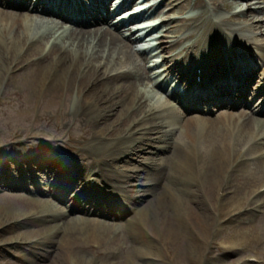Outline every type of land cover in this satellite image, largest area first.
<instances>
[{
	"label": "bare ground",
	"instance_id": "1",
	"mask_svg": "<svg viewBox=\"0 0 264 264\" xmlns=\"http://www.w3.org/2000/svg\"><path fill=\"white\" fill-rule=\"evenodd\" d=\"M3 1L6 4L4 5L5 7L16 5L27 9L28 7L26 6L32 0ZM132 1L126 0L122 6L124 7ZM210 2L214 5L212 10L217 11V3L214 0H210ZM47 3V0H37V5L43 7L44 12L50 17L49 21L53 22L55 26L53 29L61 28L65 22L63 19L69 18L76 22V27L69 30L67 34L68 44L60 46L55 44L51 47L50 52L39 56L37 61L29 60L27 63L30 68L27 74H31L30 79H32V82L38 76L42 78L39 88L41 109L46 111L48 108H56L63 95L67 96V102L73 101L72 96L76 91V96H81V101L75 102L71 113L67 111L68 107L66 104L62 113L53 116L55 124L65 125L71 121L72 117L75 121L85 123L88 129L82 134L79 142L84 143L96 139L99 145L97 148L98 152L115 153L113 160L118 159V154H127L130 149L140 152L146 151V148L142 146L145 142L153 145L154 143L152 142L157 141L158 144L149 150L150 155L146 158L148 159L146 165L132 174L119 171L107 172L101 166L97 168L98 171L96 170L99 173L98 175L103 177L105 183L117 191L116 195L128 196L136 205L141 204L139 208L133 205L132 208H135L134 213L131 212L130 214L128 212V208L120 203L122 202L120 198L116 201L110 198L104 199L106 197L103 192L91 188L90 185L84 186L77 197L76 194L72 197L70 196L74 191L73 188L69 194L70 201L74 200L70 210L81 207L83 214L85 213L87 216L81 217L83 219L70 218L68 220L65 218L66 216L64 217L57 210L50 208L52 201L49 203L47 199L44 204L49 206V208L41 210L43 213L40 219L49 222L62 217L63 220L62 224L49 225L50 236L43 242H46L47 245H52L54 251L55 246L62 247L67 264L68 262L70 264H83L85 256L81 257L80 254L77 256L71 253L73 250L72 246L77 245V243H70L72 238L83 237V235H87V238L95 237L101 232L111 235L109 238L121 236L122 231H118L109 221L88 216L91 213L100 216L102 210L107 209L116 212L118 216L125 213L126 226L133 240V252L136 256L144 258V260L150 255L156 256V247L153 246L155 240H162L164 243H168L173 238H182L180 236H184L186 239V248L189 255L186 254L185 256L194 260L196 255H193V253L198 254V245L195 240L198 239L200 242L205 240V237L199 234L196 224L203 227V231L206 233L208 229L206 231L205 224L216 217L218 225L219 221L243 219L242 215L250 213V219L256 215L258 218H253L254 223L264 229V200H262L264 192L256 195L259 189L264 187V153L259 152L257 155L251 156L256 148V143L264 142V124H258L257 119L253 116L246 117L248 112L247 105L244 107L238 106L236 108L238 112L235 115L227 114V112H232L229 108L221 111L216 109L219 113L217 115L214 113L212 117L209 115L205 117V114L193 116L194 114L188 113L191 110H198L200 113H205V109L213 110L211 106L213 104L217 106L218 104L226 103V100L230 102L229 96H232V99L235 98L234 105L237 102H246V98L243 95L246 90V82L249 80V66L246 64V68L242 67L241 71L237 73L233 67L231 68L232 58L235 57L233 54H231V59L227 61H224L223 58H218L216 55L220 53L219 48H222L224 43H226L227 48L234 50L250 48L254 44L258 51V59L254 66L250 65V77L253 78L256 71H259L257 75L260 86L257 87L256 96L258 97L260 92L262 94L264 91V38H261L263 31L258 29L264 26V20L257 18L253 19V21L242 23L240 27H233L224 18L205 16L207 23H200L201 26L198 31L201 34L199 36L201 41H197L196 46L201 49L202 53L213 47H216V50L208 59L211 66L206 68L205 66L204 68L199 67L200 62L195 61V76L197 77L201 74V79L196 81L194 85L197 86L200 92L194 93L192 97L188 98V101L192 99V105L179 104L186 112L181 117L178 114L174 115V109L172 110V107L168 106L166 101L149 104L147 106L148 109H143L145 107L144 96L137 90V84L140 72L147 73V70L142 68V66L140 68V65L135 62L136 51L139 52L135 47L143 43L144 39L141 35L144 33H136L131 28L132 26L140 25L146 20L130 21L127 18L121 23L123 27L118 28V30H112L103 28L101 24L108 21L107 16L110 13L112 1L92 0L84 8L77 6L78 10L74 12L63 8L62 1L49 0L50 5ZM52 3L56 6L52 5ZM193 5L201 9L199 15L190 17L196 25L202 19L203 9L208 6V3L206 0H194ZM225 5L232 7L237 5V3L228 1L225 2ZM104 8L107 10L105 14L102 12ZM79 9L85 11H80ZM120 10L126 12L129 9ZM143 13L145 14L146 11L144 10ZM135 18L136 16L133 19ZM24 20V13L16 15V13L2 11V14H0V22L6 21V26L0 24V34L6 36L2 39L0 35V43L2 44L4 41L8 44L10 46L8 48L9 53L10 51L15 52L13 53L15 56L22 51L23 45L27 41L33 46L35 43L41 44V40L48 37L47 34H43L39 39H35V37L27 39L28 35L25 30L19 37H16L15 34L9 37L8 35L12 34L11 27L13 25L16 24L22 27L24 25L27 28L28 23L23 22ZM171 20H173V16L169 15L161 23H167ZM90 22L97 23L94 26H90ZM8 23H11L10 28ZM7 27L9 28L8 31ZM123 28H128V30L132 31L131 36L124 37L122 34ZM241 30L250 31L251 35L248 37L238 35L237 32ZM177 31V29H174L173 33ZM166 36L170 37L166 41V46L162 48V50L167 52L162 61L169 63L164 69L166 76L167 74H174L180 80H183L187 75L188 80L187 78L185 80L191 83L192 81L189 79L188 74L184 71L186 60L183 50L179 52L182 54L183 61H176V58L171 55V52L180 42L178 36ZM25 38V43L20 46L22 43L20 40ZM235 38L238 39L237 45L232 44ZM91 41L94 43L92 48L89 49ZM147 50L151 51L152 49L146 47L142 54L146 53ZM184 50H186L187 54L189 50H191V53H196L190 47H184ZM52 53H59V55L54 57ZM215 64H223L227 68L225 77L217 76ZM197 67L201 69L202 73H198ZM229 68L230 70H228ZM117 69L119 71H115L112 74L109 73ZM3 70L8 73L10 68L9 65L2 61L0 56V72ZM221 72H224V68ZM227 77L232 79V85L226 84ZM205 91H208L212 96H204ZM176 92L178 93V91ZM23 94L25 95L26 92ZM216 96H220L221 101L219 103L214 102V97ZM32 98L33 93L29 91L22 103L31 105ZM195 98L197 101L200 99L199 104V101L194 102ZM210 103L211 105H209ZM263 103L264 99L259 100L257 106ZM227 105L228 102L223 108L228 107ZM137 109H140L141 112L138 113ZM260 109L264 112V106H261ZM127 110H131V117L126 115ZM41 116L49 118L45 113L41 114ZM242 117L244 119L240 120ZM119 120H121V123H119ZM119 124L130 125L125 132L127 135L118 136L125 128V126H118ZM109 126L113 128L107 131ZM257 129L260 130L258 134L256 133ZM112 136L117 138L109 140ZM137 140H140L142 145H132ZM250 142L253 143L251 147ZM246 145L248 150L244 151L243 149ZM11 155L12 152L8 154V156ZM238 160L242 164L239 167ZM16 161L21 163L22 160ZM34 163L39 166V170L40 167L44 170V172L40 173L41 176L38 174L41 177V182L45 183V188H47L45 194L40 195L43 198L61 191L59 194L60 198L67 200L68 195H66V192L69 188L66 187L69 184L72 185L71 178L81 176L84 172L82 167L89 170L83 165L79 167L78 165L69 164L65 162L64 158L59 155L54 156L51 152L40 155ZM254 165L258 171L250 170ZM167 167L169 171L165 173L164 171H166ZM231 167L232 171L230 172ZM236 170H246L247 175L239 178V182L234 185L232 184L233 172ZM256 173H258V176H253ZM148 174H151L146 181L149 187L141 189L142 195L140 198L131 194L134 189L125 188L123 185L124 183L131 184L132 179L135 182L140 181L144 175ZM38 175L34 174V178L38 179ZM50 176H55V184L49 183L51 180ZM0 184L12 186L17 184V181H14L10 176L2 174L0 176ZM251 186L253 188L249 189ZM36 191H39V189ZM241 191L246 192L241 195ZM49 192L50 194H48ZM181 195L183 196L181 197ZM199 200H202L208 213L200 206ZM177 207L181 208L182 215L187 221L188 219L191 222L195 221L194 225L188 224L191 230L180 216L179 209L177 213ZM261 209L263 215L255 213ZM221 226L219 223L220 229L222 228ZM212 228L213 225H210L209 234L205 240L206 246H208ZM233 231H237L235 226ZM65 233L68 237L64 236ZM60 234L61 238H58L57 236ZM256 236L258 235H253L251 238ZM251 238L250 241L253 240ZM257 239L260 240V237H257ZM229 243L232 244H228L229 247L241 246V243L236 242L234 239L230 240ZM210 244V247L214 248L215 243L211 241ZM223 244L227 246L226 243ZM204 250L201 253V259ZM52 255L50 253L47 254L50 261L52 260ZM72 255L74 257L69 261L67 256L71 257ZM157 255L160 256L158 251ZM259 258L260 263L263 264L264 259L261 254H259ZM132 262L129 261L128 264H136L133 260ZM151 263L161 264L160 262ZM52 264L57 263L52 262ZM87 264H89L88 261ZM178 264H180L179 261Z\"/></svg>",
	"mask_w": 264,
	"mask_h": 264
},
{
	"label": "rangeland",
	"instance_id": "2",
	"mask_svg": "<svg viewBox=\"0 0 264 264\" xmlns=\"http://www.w3.org/2000/svg\"><path fill=\"white\" fill-rule=\"evenodd\" d=\"M228 1L236 2L237 5L226 7L225 2ZM118 2L120 4L122 0H118ZM193 2L194 0H139L138 4L145 7L147 10L146 15L150 16V24H152V26L155 25L153 26L154 28H151L152 26L148 25L141 28V32H145L152 37V43L148 44L152 47L151 52H153L152 55H154V58L146 62V65L140 64V66L150 70V74L153 75L156 84L163 80L165 76L163 68L168 66V62L163 61L161 63L163 54H167L162 48L166 46V41L170 38L166 35L178 36L180 42L176 45L172 54L178 55L177 60H180L181 54L178 52L180 51L179 49L184 50V47L190 45L192 49L196 52L198 51L194 48L193 41L201 38L199 37L200 34L198 30L201 26V22L202 24L207 23L205 16L213 17L221 15L226 19H230L228 23L233 27H240L242 26V23L253 21V19L257 18L264 20V8L262 9V7H264V0H214L218 5L217 11L212 10L214 5L207 0L206 2L208 3V6L203 9L204 14L202 19L195 25L190 17L199 15L201 9L194 7ZM2 11L16 13V15L24 13L25 20L23 22L28 23L27 28H25L24 25L23 27L17 26L16 24L13 25V27H11L12 34H9V37H12L13 34H15L16 37H19L23 30H25L28 35L27 39L33 37L39 39L43 34H47L48 37L42 39L41 44L35 43L33 46L29 41L23 45L26 38L20 40V42H22L20 46L23 45V49L16 56L13 54L15 53L13 51H10L9 53L8 48L10 46H8V44L4 41L2 44L0 43L1 59L4 63L9 65L10 68L8 73L4 70L0 72V176L4 174L5 176H10L14 181H17V184L12 186L0 184V264H52V262L57 264H67L65 260V252L62 247L55 246L54 251L52 245H47L46 242H43L50 236V226L58 223L62 224L63 218L59 217V219L49 222L43 221L40 219V216L43 213L41 210L49 208V206L44 204L48 199L49 203L52 201L50 208L60 212L64 217L66 216L65 218L68 220L70 218L83 219L81 217L87 215L85 213L83 214L81 207L70 210L71 205L74 204V201H70V198L67 200H61L58 194H51L52 196H44V198L40 196L45 194L46 189L43 187H45L46 184L41 182V177L38 175L44 172V170L41 167L40 170L38 169L39 166L34 163L35 160H37L40 155L51 152L54 156H61L65 159V162H68L69 164L78 165L79 167H82L83 165L84 167H87L89 170L82 167V169H84L83 174L77 176V178H71L72 185L66 187L69 188L68 192L75 188L72 195L79 194L82 191V188L88 185L87 182L90 178H94L93 183L89 182L91 188L99 186L105 189V193H109L115 189H112L113 187L106 184L103 177L98 175L97 168L101 166L105 168L107 172L113 173L119 171L132 174L137 169L143 168V166L146 165L148 160L146 158L150 155L149 150L157 145L158 142L153 141V145L145 142L142 145L140 140L134 141L132 145H142L146 148V151L140 152L130 149V152L127 154H118V159L113 160L115 153L110 154L108 152H98L97 148L99 145L96 139L84 143L79 142L82 134L88 129V126L85 123L75 121L72 117L71 121L65 125L55 124L53 116L62 113L65 110L66 104L68 107L67 111L71 113L75 102L81 101V96L77 97L75 91L72 96L73 101L67 102V96L63 95L56 108H48L46 111H43L40 106L41 96L39 91L42 78L38 76V78L32 82V79H30L31 74H27V72L30 71L27 63L29 60L37 61L39 56L50 52L51 47L55 44H59V46L68 44L67 34L70 29L74 28V24H67L64 29L57 30L52 28L53 25L51 26L49 21H47V18L44 17V14H42L39 9L14 8L12 6L5 7L0 3V14H2ZM169 15L173 16V20L167 23H161V21L166 19ZM0 24L6 26V21L0 22ZM8 24V27L10 28L11 23ZM104 26L107 27L106 25ZM8 27L7 31L9 29ZM109 28L112 27L110 26ZM167 28L169 29L167 30ZM174 29H177L178 31L173 33ZM258 30L263 31L261 38H264V26ZM237 33L242 37H248L251 35L250 31L246 32L245 30H241ZM1 37L3 39L6 36L3 34ZM236 40L237 39H234L233 42L237 43ZM92 46L93 41H91L89 49H91ZM222 46L223 49L229 51L233 50L227 48L226 43ZM251 48L252 49H249V53L251 52L253 57L250 56L249 62L255 65L258 59V51L254 44ZM223 52L221 51V58L224 56ZM58 55L59 53H52V56L54 57ZM140 57L142 58V55ZM115 71H119V69L112 70L109 73L112 74ZM257 72L259 71H256L252 80L247 83L248 94L250 95L260 86ZM138 78L137 90L144 96L143 99L145 101V107L143 109H148L147 106L153 104L157 99V92L162 93V91L159 90L157 86L152 85V83H148V78H146L145 72H140ZM170 80L171 78H169L168 81ZM166 84L167 83H165L164 86ZM29 91H32L33 93L32 103L31 105L23 104L22 101L25 100ZM24 92H26L25 95L23 94ZM252 103L253 100L250 101L249 105ZM253 108L254 107H251L250 109V115L253 114V117H255L256 114H254L252 110L255 112L258 108ZM175 109L176 112L174 111V115L178 114L182 117V115L185 114V112L180 110V107L176 106ZM137 111L138 113L141 112L140 109H137ZM196 112L198 111L191 113ZM217 112H215L214 109V113ZM43 113L49 118L41 116ZM126 115L131 117V110H127ZM256 116L258 117V120L263 119L264 121V114ZM119 123H121V120H119ZM118 126H125L118 136L127 135L125 132L130 125L119 124ZM112 128V126H109L107 131H110ZM116 138L117 137L112 136L109 140ZM263 151L264 143L258 144L253 150L251 156L257 155L259 152ZM10 152H12V155L8 156ZM16 160L22 161L19 163ZM240 165H242L241 162L238 167ZM168 167L166 168V171H164L165 173L169 171ZM250 170L258 171L257 168H255V165L252 166ZM34 174L38 175V179L34 178ZM150 175L151 174L144 175L139 182H135L134 179H132L134 186L132 183H124L123 185L125 188L134 189L131 194L140 198L142 195V188L135 185L140 184L141 186L144 185V187H146V181ZM243 175H247L246 170L234 171L232 184H237L239 178H242ZM253 176H258V173ZM50 179V184L56 182L55 176H50ZM252 188L253 186L249 189ZM37 189H39V191H36ZM244 192L246 191H241V195H243ZM48 194H50V192ZM37 196L40 197L36 198ZM182 196L183 195H181V197ZM116 197L117 196H115V198ZM262 200H264V194L262 195ZM199 201L200 206L206 213H208L202 200ZM120 203L128 208L130 214L131 212H135V208L132 207L136 204L134 201H131L128 196H123L122 202ZM139 205L141 204L139 203L136 206L139 208ZM178 209L180 216L188 227V224H195L194 220V222H191L190 219L187 221L183 217L181 208L177 207V213ZM101 213L102 215L100 216L94 215V213H91L88 216L109 221V223L118 231H122L121 236L109 238L111 235L101 232L95 235V237L87 238V235H83V237L79 236L77 238H72L70 243H77V245L72 246L73 250L71 253L77 256L80 254L81 257L85 256L83 264H87V261L89 264H103V262L104 264H128L129 261L133 263L132 260L136 264H152L151 262L178 264V261L180 264H200V262L201 264H262L257 261L245 260L250 255L259 256V254H261L264 259V229L261 228L260 225L254 223L253 218L257 217L256 215L252 216L250 219V213L242 215L243 219L238 218L231 221H223L222 228L218 232H215L216 227L213 226L209 235V241L215 240L214 248H211L209 245L206 246L205 240L208 237L210 225H213L215 218L210 219L209 223L205 224L206 231L208 229L206 233H204L203 227L196 224L198 227L197 229H199V234L203 235L205 240L203 242H200L198 239L195 240L199 249L197 248L198 254L193 253V255H196L194 260L185 256L188 254V250L186 248V239L184 236H180L182 237L180 239L178 237L173 238L168 243H164L162 240H155L153 243V246L156 247L155 257L150 255L144 260L141 256H136L133 252V240L129 235L126 226L127 220L125 219V213L120 216L116 215V212L112 214L113 212L110 211L108 213L105 210H102ZM255 213L263 215L262 209ZM234 226L237 228V231H233ZM253 235L258 236L251 238ZM64 236L68 237L66 233ZM57 237L61 238V234ZM257 237H260V240L257 239ZM250 238L253 240L250 241ZM232 239L241 243V246H231L230 248L223 247V243L232 245L229 243ZM203 250L204 253L202 254L201 259V253ZM157 251L160 256L157 255ZM48 253L53 254L51 261L49 260V256H47ZM74 255L71 257L67 256L68 260H72ZM68 264L70 263L68 262Z\"/></svg>",
	"mask_w": 264,
	"mask_h": 264
}]
</instances>
